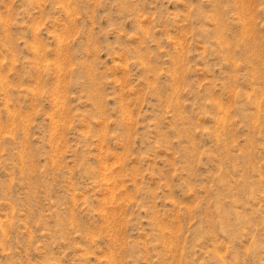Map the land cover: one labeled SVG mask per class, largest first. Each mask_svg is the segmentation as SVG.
<instances>
[{"label":"rangeland","instance_id":"obj_1","mask_svg":"<svg viewBox=\"0 0 264 264\" xmlns=\"http://www.w3.org/2000/svg\"><path fill=\"white\" fill-rule=\"evenodd\" d=\"M0 264H264V0H0Z\"/></svg>","mask_w":264,"mask_h":264}]
</instances>
